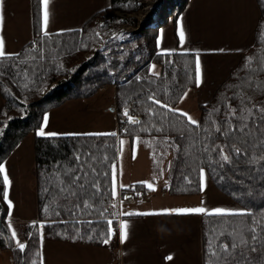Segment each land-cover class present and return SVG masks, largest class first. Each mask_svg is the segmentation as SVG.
<instances>
[{"label": "trees", "instance_id": "trees-1", "mask_svg": "<svg viewBox=\"0 0 264 264\" xmlns=\"http://www.w3.org/2000/svg\"><path fill=\"white\" fill-rule=\"evenodd\" d=\"M255 1L260 17L253 44L212 99L196 106L197 127L189 125L177 110L182 100L196 89V55L156 51L158 29L170 17L175 21L188 0H163L160 8L166 10L168 18L160 20L161 9H157L145 21L147 25H139L137 32L126 39L111 37L113 30H106L129 24L130 20L114 18L102 26L95 20L112 12L137 13L141 0H109V6L80 29L50 35L41 32L40 0H31L32 41L19 53L0 58V164L29 134H34L38 221L23 228L26 244L23 253L11 239L0 174V250H10L14 264H32L33 261L40 264L42 239L102 247V240L108 235L109 219L113 238L117 221L106 214V210L113 204V166L116 171L121 139L142 144L152 168L159 172L164 170L167 184L159 190L160 194L201 195L200 170L204 169L220 193L243 211L252 213L251 216H200L202 264H210V240L213 246L221 241L233 242L231 235H221L226 229L228 232L239 230L253 220L264 222V161L250 162V157L264 154V144H261L264 119H260V113H255V122L249 119L250 127L239 130L247 108L264 106V71H259L264 61V43L260 41L264 30L261 27L264 0ZM249 57L253 58L251 71L245 67ZM154 66L158 68L157 73L152 70ZM104 87L114 88V110L121 128L115 136L110 133L36 135L46 113L70 101L91 99ZM149 97L177 111L168 112L153 104ZM229 108L236 110L234 118ZM125 110L140 123L129 124ZM229 121L232 131L228 129ZM216 127L221 128V132L215 131ZM225 132L227 135L223 134ZM217 145L224 147L228 154L239 147L247 150V155H233V162L221 167L217 163ZM77 176L79 180L74 179ZM153 192L144 183H135L121 188L120 195L122 199L132 200ZM245 254L255 257V264H264V257L259 253L249 254L245 250Z\"/></svg>", "mask_w": 264, "mask_h": 264}, {"label": "crops", "instance_id": "crops-1", "mask_svg": "<svg viewBox=\"0 0 264 264\" xmlns=\"http://www.w3.org/2000/svg\"><path fill=\"white\" fill-rule=\"evenodd\" d=\"M108 6L109 0H50L47 35L80 29L85 22ZM0 11L4 16L0 37L4 39L5 52L8 56L15 55L33 39L31 0H4ZM259 17L260 12L255 0H188L185 9L175 21L170 17L158 29V53H193L196 59L199 56L201 64L202 82L199 87L196 86L193 94L182 100L177 107L178 111L184 112V105L190 106L195 114L194 120L198 121L196 106L206 104L212 99L219 86L236 68L244 52L253 44ZM42 25L41 6V29ZM180 27L184 31L183 44L179 36ZM109 90L114 94L113 87H104L98 93ZM127 149L130 162L136 150L143 152L147 160L148 176L143 177L132 170L128 171L118 155V196L113 198L116 204L114 209L117 230L113 238L109 244H104L98 249L60 242V264H96L95 255H98V250L105 254L103 264H202L200 216L203 214L124 218L119 213L123 212V209L125 212H161L174 207L178 209L201 206L209 210L243 209L220 193L206 172V188L199 196L170 197L160 194L159 190L167 184L164 170L159 172L152 168L147 152L139 142L132 143L127 139ZM135 183L152 184L156 189L142 199L141 210L132 206L134 199H122L120 195L121 188ZM121 185L124 187H120ZM201 201L204 202L203 205ZM122 222L129 224L128 239L123 244L119 237ZM41 256H44L42 251ZM168 256L173 259L167 260ZM43 259L48 263L50 256L47 255Z\"/></svg>", "mask_w": 264, "mask_h": 264}, {"label": "rangeland", "instance_id": "rangeland-1", "mask_svg": "<svg viewBox=\"0 0 264 264\" xmlns=\"http://www.w3.org/2000/svg\"><path fill=\"white\" fill-rule=\"evenodd\" d=\"M159 1L161 0H141V9L137 13L125 15L119 12H112L110 14H103L100 18L95 20V23L98 26H102L114 18L130 20L129 24H121L115 27V29L110 27L106 30H113L111 37L117 36L121 39H126L138 30L139 25L143 24L148 19L147 16L150 17L153 11L152 8ZM160 6V4H158V6L156 5V9H161ZM85 58L87 57L85 56ZM152 70L155 73L158 72L156 66H154ZM51 88L52 85L48 87V91H50ZM112 92L113 91L109 90L107 92L98 93L95 97L88 100H76L64 103L44 115V117H48V122L45 126L43 117L41 127L44 128L46 134L54 133L56 134L55 136L104 135L117 132L118 118L114 110L115 101ZM183 110L194 119L195 114L192 111V107L184 105ZM33 139L34 134H29L2 163L5 166L7 176L11 182L8 189V196L12 203V209L11 216H9L8 208V227L9 224L12 225V230L16 232L17 239L21 242H24V226L28 223L38 221ZM121 140L124 141L123 150L121 151V144L119 143L118 155L122 165L124 164V167L128 171L132 170V172H136L139 176L147 177V160L143 152L141 150H136L130 162L127 139ZM115 173L117 193V167ZM1 175L3 178V174ZM116 196H118V193ZM143 198L144 197L140 195L137 199L132 200V206L137 210H141L143 207V203L141 202ZM6 204L8 206V203ZM173 207L174 206H172V208ZM175 208L176 207H174V209ZM122 211L125 212V209ZM13 242L15 244V241ZM93 248L98 249L96 247ZM41 251L44 255L43 257L47 255L50 256L48 263H46L45 260L44 264H60V242L42 239ZM97 253L98 255H95L97 260L96 264H103L102 262L105 254L100 250H98ZM0 264H14L10 250H0Z\"/></svg>", "mask_w": 264, "mask_h": 264}, {"label": "snow or ice", "instance_id": "snow-or-ice-1", "mask_svg": "<svg viewBox=\"0 0 264 264\" xmlns=\"http://www.w3.org/2000/svg\"><path fill=\"white\" fill-rule=\"evenodd\" d=\"M4 0H0V8H2ZM40 4L42 6V29L41 31L44 33V35H47V26L49 21V4L50 0H40ZM4 26V16L2 11H0V30H2ZM262 29H264V25L261 26ZM179 36L181 44L184 42V31L183 28H179ZM260 41L261 43H264V30L260 33ZM0 58H8V55L5 52V42L3 37H0ZM253 58L249 57L248 61L245 65L246 68H248L250 71L251 64H252ZM259 71H264V61H261V66L259 68ZM155 74V73H154ZM158 75V74H156ZM195 82L196 86L199 87L202 82V72H201V64L199 60V56H197L196 59V68H195ZM258 88L261 87L260 85L257 86ZM187 96V93L184 94V97ZM183 98V97H182ZM149 99L152 101L153 104H158L161 108H166L168 112L175 113L177 110L173 109L167 105H164L160 103L159 100L155 99L154 97H149ZM254 109V110H253ZM229 114L234 118L236 116V110L229 108ZM247 116L242 117L243 124L242 127L239 129L240 131H243L244 129H248L250 127L249 125V119H251L253 122L256 120L255 113H260V119H264V106H253V108H247ZM124 115L127 117V122L129 124H139L140 121L135 119L133 116L129 114L127 110H125ZM180 116H183L186 118L187 123L189 125L193 126H199L198 122L194 120L191 116H189L187 113L179 112ZM48 122V117H44V125L46 126ZM213 126H215V122H213ZM228 129L229 131H232L231 122L228 123ZM215 131L221 132V128L216 127ZM227 135V133H223ZM37 136H55L54 133H45L44 128L41 127L39 131L36 133ZM110 135L115 136L116 133H111ZM121 144V151L123 150V144L124 141H120ZM261 144H264V140L261 141ZM216 147L219 148V160L217 163L220 164L221 167L228 165L233 162V155L236 157L247 155V150H242L239 147H235L233 149V154H228L225 151L224 147H220L217 145ZM205 150L207 151V145H205ZM215 150V149H213ZM79 159V157H77ZM259 161H264V154L257 155L255 157H250V162L255 163ZM0 174H3V184H4V190H3V198L6 203H8L9 208V216H11V209H12V203L9 200L8 196V189L10 187V180L7 176L5 166L3 164H0ZM116 173H115V166H113V189H112V196L115 199L117 193H116V179H115ZM75 180H79L80 177H74ZM149 190L155 191V187L152 184L146 185ZM83 187V185H81ZM120 187H124V185H121ZM206 188V180H205V172L204 169L200 170V191L203 192ZM61 191H64V189H61ZM74 194V193H73ZM124 199H128V197H124ZM203 201H201V204L203 205ZM89 205L85 204V207H88ZM111 207L115 208L116 204H112ZM120 215L123 216H151V215H207V216H251L252 213L248 211H228L224 209H214L209 210L205 207H195V208H178V209H165L161 212H120ZM91 223V221H89ZM108 225L110 226L108 229V235L106 238L102 240L103 244L107 245L110 243L113 231L111 228L112 220L109 219L107 221ZM128 229L129 224L127 222L120 223V230H119V237L121 244L125 243L128 239ZM259 229V231H258ZM9 230L11 231V239L15 241L16 248L19 250V252L23 253L26 249V244L24 242H21L19 239H17V234L15 231L12 230V225L9 224ZM227 233L228 235H231L233 237V242L231 244H227L224 242H220L216 245H212V241H209V257H210V264H255V257H252L251 255H246L245 250L249 254L251 253H259L261 257H264V222L259 220H253L252 223L246 224L243 228L232 229L230 232L226 229L225 232H222L221 235H224ZM91 239V237H89ZM260 241L261 243L257 244L256 242ZM239 250V251H237ZM239 257V259H237ZM167 260H172V256L166 257ZM32 264H36L35 261L32 262ZM40 264H44L43 257L40 258Z\"/></svg>", "mask_w": 264, "mask_h": 264}, {"label": "built area", "instance_id": "built-area-1", "mask_svg": "<svg viewBox=\"0 0 264 264\" xmlns=\"http://www.w3.org/2000/svg\"><path fill=\"white\" fill-rule=\"evenodd\" d=\"M163 2V0H161V1H159V2H157L155 5H154V7L152 8L153 9V11H152V13H151V15H150V17H152L154 14H155V12H156V5L158 6V4H160L161 6H163L162 3ZM160 6V7H161ZM151 9V10H152ZM151 12V11H150ZM148 15H149V13H148ZM147 16V15H146ZM147 18H149L148 16H147ZM168 18V14L166 13V10L165 9H161V11H160V13H159V19L160 20H166ZM121 130V128L117 125V131H120ZM139 197V195L138 196H136V198H138ZM113 204H114V201H113ZM106 214H108L112 219H115V209L113 208V207H110V208H108L107 210H106Z\"/></svg>", "mask_w": 264, "mask_h": 264}, {"label": "water", "instance_id": "water-1", "mask_svg": "<svg viewBox=\"0 0 264 264\" xmlns=\"http://www.w3.org/2000/svg\"><path fill=\"white\" fill-rule=\"evenodd\" d=\"M148 23L147 22H145V23H143V26H145V25H147ZM135 32H137V31H135Z\"/></svg>", "mask_w": 264, "mask_h": 264}, {"label": "bare ground", "instance_id": "bare-ground-1", "mask_svg": "<svg viewBox=\"0 0 264 264\" xmlns=\"http://www.w3.org/2000/svg\"><path fill=\"white\" fill-rule=\"evenodd\" d=\"M142 197H144V196H142ZM134 199H136V198H134ZM129 200V199H128Z\"/></svg>", "mask_w": 264, "mask_h": 264}]
</instances>
